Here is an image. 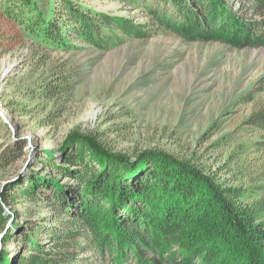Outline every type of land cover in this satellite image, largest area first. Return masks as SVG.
<instances>
[{
  "label": "trees",
  "instance_id": "1",
  "mask_svg": "<svg viewBox=\"0 0 264 264\" xmlns=\"http://www.w3.org/2000/svg\"><path fill=\"white\" fill-rule=\"evenodd\" d=\"M120 1L146 20L85 8L77 0H0V18L57 48L83 42L109 50L131 38H152L162 28L189 41L264 46V0H238L236 10L229 0ZM258 82L264 84V77ZM247 123L264 132V106ZM9 126L0 116V135ZM24 146V139L0 138V169ZM43 151V170L34 166L9 195L22 192L38 203L52 198L53 210L38 218L26 210L32 215L21 222L8 213L9 198H0V230L14 221L2 236L0 264H103L115 258L126 264L148 254L149 264H264V195L250 202L251 188L222 182L165 150L114 152L96 134L79 130L60 149ZM12 238L19 249L11 256L5 245Z\"/></svg>",
  "mask_w": 264,
  "mask_h": 264
},
{
  "label": "rangeland",
  "instance_id": "2",
  "mask_svg": "<svg viewBox=\"0 0 264 264\" xmlns=\"http://www.w3.org/2000/svg\"><path fill=\"white\" fill-rule=\"evenodd\" d=\"M77 1L146 20L120 0ZM229 2L239 8L238 0ZM0 44V116L10 124L1 142L25 141L0 169V198H9L8 213L19 221L31 214L26 210L36 218L53 210L52 198L38 203L22 192L9 194L34 166L43 170V150L60 149L72 130L96 134L114 152L158 149L191 160L222 182L251 188L250 202L264 195V132L247 123L264 106L258 82L264 46L189 41L162 28L152 38H131L109 50L83 42L57 48L3 18ZM13 223L0 230V250ZM5 247L11 256L19 249L15 238ZM151 258L132 257L126 264H149Z\"/></svg>",
  "mask_w": 264,
  "mask_h": 264
}]
</instances>
